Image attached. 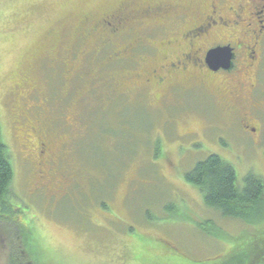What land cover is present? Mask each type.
I'll use <instances>...</instances> for the list:
<instances>
[{
  "label": "rangeland",
  "instance_id": "obj_1",
  "mask_svg": "<svg viewBox=\"0 0 264 264\" xmlns=\"http://www.w3.org/2000/svg\"><path fill=\"white\" fill-rule=\"evenodd\" d=\"M211 1L0 0V129L14 172L12 207L0 209V264H9V252L26 263L24 244L47 264H264V256L245 260L264 222L224 217L183 178L215 154L233 166L239 186L248 174L264 183V94L254 113L247 92L233 111L218 97H190L179 73L171 85L145 88L141 77L178 47L157 50L164 35L144 22L134 29L147 37L143 59L111 63L85 23L121 4L185 6L194 15ZM15 90L26 118L43 123L53 155H64V199L34 192L36 167L27 158L35 150L23 145L9 106Z\"/></svg>",
  "mask_w": 264,
  "mask_h": 264
},
{
  "label": "flooded vegetation",
  "instance_id": "obj_2",
  "mask_svg": "<svg viewBox=\"0 0 264 264\" xmlns=\"http://www.w3.org/2000/svg\"><path fill=\"white\" fill-rule=\"evenodd\" d=\"M260 1L248 0L231 6L226 5L225 0H214L194 15H190V7L185 6L177 10L166 4H157L138 9L121 4L100 17L86 18L85 23L91 34L101 36L102 47L108 48L109 62L129 60L130 65L143 59L139 52L148 42L142 33L134 31L135 26L151 23L164 35L160 37L157 50L172 46L178 49L169 48L177 50L176 53L165 58L167 61L160 63L147 76L141 77L145 88L171 85L168 77L179 73L190 85L187 89L190 97L193 98L194 94L206 99L218 97L233 111L238 110L239 93L247 92L246 108L255 113L260 111L259 100L264 94V9H258ZM253 15L256 20L248 21ZM218 47L226 48L231 56L227 67H217L215 63L210 65L207 60L208 53ZM220 59H225V55ZM16 90L9 106L12 105L17 118L13 124L25 132L24 141L28 144L23 145L28 153L35 150V154L30 152L27 158L30 165L33 162L36 167L38 183L33 186L34 192L47 197H62L67 191V183L63 181L69 180L68 173L61 167L64 155L60 158L53 155V144L45 134L43 123L38 118H26L28 107L24 94L14 101V96L18 95ZM137 95L141 96L142 92ZM242 114L240 121L246 123L249 120L247 113ZM252 129L257 132L256 127L252 126ZM50 180L55 184H50Z\"/></svg>",
  "mask_w": 264,
  "mask_h": 264
},
{
  "label": "trees",
  "instance_id": "obj_3",
  "mask_svg": "<svg viewBox=\"0 0 264 264\" xmlns=\"http://www.w3.org/2000/svg\"><path fill=\"white\" fill-rule=\"evenodd\" d=\"M13 177L11 156L2 140L0 129V209L12 207L10 201L14 196ZM183 178L186 183L199 190L206 206L218 210L224 217L239 219L255 226L264 222V183L260 177L248 174L243 178V185L239 186L233 166L219 156L209 154L197 161ZM38 194L42 198L50 199L41 192ZM257 240L252 248L245 252V260L248 262L253 263L264 256V237ZM21 254L27 257V262L23 264H47L40 261L35 252L25 244ZM8 259L9 264H21L11 252Z\"/></svg>",
  "mask_w": 264,
  "mask_h": 264
},
{
  "label": "water",
  "instance_id": "obj_4",
  "mask_svg": "<svg viewBox=\"0 0 264 264\" xmlns=\"http://www.w3.org/2000/svg\"><path fill=\"white\" fill-rule=\"evenodd\" d=\"M228 50L226 48L223 47H218V48H214L212 49L207 56V60L209 62V64L211 65L212 63H215L217 67L219 66H228L231 56L230 54H228L227 52ZM221 55H225V59L221 60L220 56ZM226 66V67H227Z\"/></svg>",
  "mask_w": 264,
  "mask_h": 264
}]
</instances>
